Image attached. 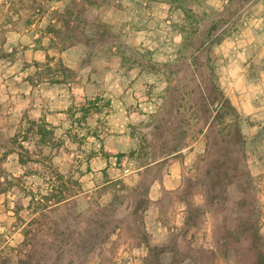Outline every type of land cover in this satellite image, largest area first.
Returning a JSON list of instances; mask_svg holds the SVG:
<instances>
[{
	"label": "rangeland",
	"instance_id": "rangeland-1",
	"mask_svg": "<svg viewBox=\"0 0 264 264\" xmlns=\"http://www.w3.org/2000/svg\"><path fill=\"white\" fill-rule=\"evenodd\" d=\"M225 4L0 0V170L23 175L29 188L43 193L61 182L46 171L48 164L82 182L67 218L73 223L66 251L71 255L65 252L64 223L53 224L60 216L50 212L35 224L34 264H142L148 248L139 237L140 224L150 243L165 248L164 264L177 249L186 253L189 242H213L210 214L198 211L197 225L185 227L190 178L188 198L204 201L196 183L208 148L207 120L197 97L186 93L194 86L190 61L176 58L181 49L190 52L196 46L186 45L194 26L183 28L191 20L184 8L205 18L194 36L202 37L213 10L226 13ZM230 10L235 14L221 28L231 34L211 54L225 94L241 115L264 234V0H233ZM206 58L207 52L201 59ZM82 106L95 111L85 118ZM29 119L50 122L57 143L39 156L42 162L23 165L12 138ZM114 178L127 186L119 199L107 184ZM144 190L149 199L134 201ZM231 194H237L235 186ZM19 196L27 206L29 198L18 188L0 193V264H16L25 252L23 222L15 212ZM99 203L108 206L101 219L110 223L96 229L99 216L92 210ZM20 215L28 219L30 210L25 207ZM53 235L59 238L51 246ZM214 264L227 262L217 258Z\"/></svg>",
	"mask_w": 264,
	"mask_h": 264
},
{
	"label": "trees",
	"instance_id": "trees-1",
	"mask_svg": "<svg viewBox=\"0 0 264 264\" xmlns=\"http://www.w3.org/2000/svg\"><path fill=\"white\" fill-rule=\"evenodd\" d=\"M225 1L226 13L221 12L222 10H213V17L208 12L203 13L206 17L211 16L212 18L210 25L205 29V36L202 37L194 36L195 33L202 30L200 24L205 18L193 8H184L186 19L191 20H189L190 26L185 23L182 25L183 28L189 29L194 26L193 33L186 36L188 39L186 45L187 47L193 44L196 46L190 52L181 49L180 57L176 58L177 61L179 59L190 61V68H192L190 80L194 82V86L186 93L197 97L200 109L207 120L205 135L208 140V148L201 159L204 162L201 181L196 183L202 187L204 201L201 204H195L188 198L191 190L187 187L194 185L190 178L186 183L184 195L187 206L185 227L197 225L195 219L198 211H201L202 214H210L213 218V242L201 246H195L189 242L186 245L187 252L177 249L168 264H185L187 260H191L195 264H214L217 258L223 259L227 264H264V234L260 226L253 176L245 159L247 141L240 124L241 115L225 94L211 54L213 46L221 43L231 34L229 28H221L229 20V17L235 14L230 10L233 0ZM205 52H207V58L203 60L201 58ZM81 110L85 118L95 111L89 106H82ZM98 111L97 109L96 112ZM12 141L20 148L18 150L19 161L26 165L29 162H42L39 156L44 154L47 147L53 148L56 145L57 137L55 128L50 122L43 119H29L25 130L14 135ZM45 169L61 181L54 184L45 193L29 188L23 180V175H10L0 170V193H7L11 189L18 188L29 198L28 205L24 206L23 197L19 196L15 208L18 218L23 222L22 230L26 246L24 255L17 259L16 264H34V239L39 233L35 224L42 218H47L50 212H56V215L60 216V219L53 221V224H59L62 221L64 223L65 252L68 250L73 223L67 218L71 214V204L77 202L75 198L81 193L82 182L78 178L72 180V173L67 175L54 165L48 164ZM65 177L69 179L67 180ZM107 182L114 187V197L118 199L122 197V191L127 187L124 181L114 178ZM232 186L237 189L236 195L231 194ZM131 190L136 192L137 188H131ZM137 197L134 198V201L148 200V191L144 190ZM25 207L30 210L31 216L28 219L22 218L20 215L21 210ZM107 208V205L99 203L95 208L97 210H92L94 215L99 216L96 229L101 228L100 224L110 223L106 217L101 219V212ZM139 210L140 207L137 205L133 212L138 214ZM138 232L139 237L144 239L148 248V253L143 258L142 264H153L156 260L157 264H164L160 255L165 251V248L149 242L144 224H140ZM109 234L110 232L107 233V236ZM58 238L56 236L51 238V246L57 244ZM69 254V251L66 252V255ZM179 254L183 257L179 258ZM53 255L54 253L51 252V256ZM61 255L63 254L59 256ZM45 263H49L48 260ZM37 264H44V262L38 260Z\"/></svg>",
	"mask_w": 264,
	"mask_h": 264
}]
</instances>
